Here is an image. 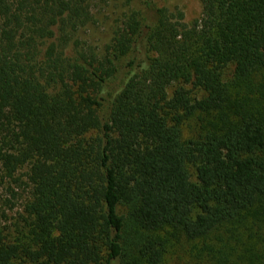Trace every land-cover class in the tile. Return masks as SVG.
Returning a JSON list of instances; mask_svg holds the SVG:
<instances>
[{
    "label": "trees",
    "instance_id": "16d2710c",
    "mask_svg": "<svg viewBox=\"0 0 264 264\" xmlns=\"http://www.w3.org/2000/svg\"><path fill=\"white\" fill-rule=\"evenodd\" d=\"M199 2L0 0V264H264V0Z\"/></svg>",
    "mask_w": 264,
    "mask_h": 264
},
{
    "label": "rangeland",
    "instance_id": "374dc122",
    "mask_svg": "<svg viewBox=\"0 0 264 264\" xmlns=\"http://www.w3.org/2000/svg\"><path fill=\"white\" fill-rule=\"evenodd\" d=\"M155 1H157V3L161 5L168 6L169 8L172 7L179 8L184 14V21L187 23H190L193 19L197 18L200 15L201 7L199 0H155ZM96 34L98 35L97 31L91 33L92 36H95ZM11 200L17 203L19 199H11ZM6 210L7 211H5V214H7V217L9 218L14 215L16 207L13 210L10 209H6Z\"/></svg>",
    "mask_w": 264,
    "mask_h": 264
}]
</instances>
